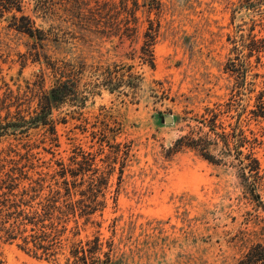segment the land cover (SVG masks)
<instances>
[{
  "label": "rangeland",
  "instance_id": "rangeland-1",
  "mask_svg": "<svg viewBox=\"0 0 264 264\" xmlns=\"http://www.w3.org/2000/svg\"><path fill=\"white\" fill-rule=\"evenodd\" d=\"M24 1L44 38L13 28L11 14L0 18V162L49 177L80 151L102 169L110 145L129 144L97 219L116 264H237L264 246V186L174 146L185 119L231 99L264 173V121L245 123L260 93L264 101V57L257 63L240 47L257 15L240 10L232 20L240 0H158V9L149 0H44L39 11ZM260 23L253 34L264 37ZM147 33L153 68L141 53ZM107 70L117 86L102 82ZM62 71L77 72V96L42 114L43 97L70 79ZM0 262L53 264L2 242Z\"/></svg>",
  "mask_w": 264,
  "mask_h": 264
},
{
  "label": "trees",
  "instance_id": "trees-1",
  "mask_svg": "<svg viewBox=\"0 0 264 264\" xmlns=\"http://www.w3.org/2000/svg\"><path fill=\"white\" fill-rule=\"evenodd\" d=\"M31 1L35 4L34 11H39L44 5V0ZM126 1L122 0V4ZM131 1L133 6H137L136 0ZM28 4L24 0H0V18L11 14L13 28L42 40L43 31L34 26L31 16L25 12ZM148 5L149 9H158L160 3L149 0ZM240 10L252 11L258 17L251 21L249 33L246 38L242 36L240 42L241 49L246 52L245 57H254L258 63L264 57V37L253 34V30L264 19V0H240L232 10V20ZM145 38L141 53L149 59L141 58L153 68L150 58L153 37L147 33ZM233 43L234 51H237V42L234 40ZM62 74L70 79L59 83L49 96L43 97L40 102L42 114L53 105L77 96V72L62 71ZM112 76L109 70L102 72V82L106 86H117ZM242 115L231 99L224 104H215L213 108L206 107L201 114L185 119L187 133L179 137L174 146L193 151L210 164L234 169L237 177L249 188L264 186V173L254 153L258 143L255 138H248L242 129ZM247 115L245 123L264 121L262 93ZM222 116L235 119L234 124L228 125L229 131L220 122ZM109 148L111 158L105 156L100 159L102 169L97 168L92 154L80 151L71 157L70 167L58 164L59 169L49 177L40 173H35V177L29 175L25 165L0 162V242L14 245L36 260L53 264H116L113 239L102 237L99 231L102 221L97 219L102 220L110 181L116 172L117 184L121 181L130 146L118 143ZM111 198L115 203V196ZM87 227L96 230L88 233ZM237 264H264V246L255 244L239 258Z\"/></svg>",
  "mask_w": 264,
  "mask_h": 264
},
{
  "label": "water",
  "instance_id": "water-1",
  "mask_svg": "<svg viewBox=\"0 0 264 264\" xmlns=\"http://www.w3.org/2000/svg\"><path fill=\"white\" fill-rule=\"evenodd\" d=\"M169 119V118H168Z\"/></svg>",
  "mask_w": 264,
  "mask_h": 264
}]
</instances>
